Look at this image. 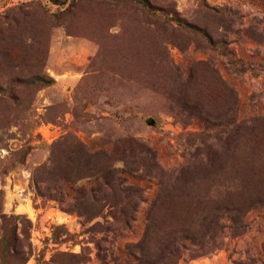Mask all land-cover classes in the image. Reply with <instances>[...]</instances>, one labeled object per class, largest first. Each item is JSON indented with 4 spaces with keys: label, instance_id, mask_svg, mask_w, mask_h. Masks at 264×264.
<instances>
[{
    "label": "rangeland",
    "instance_id": "obj_1",
    "mask_svg": "<svg viewBox=\"0 0 264 264\" xmlns=\"http://www.w3.org/2000/svg\"><path fill=\"white\" fill-rule=\"evenodd\" d=\"M262 75L212 0H7L0 264H264Z\"/></svg>",
    "mask_w": 264,
    "mask_h": 264
},
{
    "label": "built area",
    "instance_id": "obj_2",
    "mask_svg": "<svg viewBox=\"0 0 264 264\" xmlns=\"http://www.w3.org/2000/svg\"><path fill=\"white\" fill-rule=\"evenodd\" d=\"M7 0H0V6L3 5ZM19 2H27L30 0H17ZM214 4L218 5H228L235 9H237L245 24L253 21L258 16H264V8L262 4H260L256 0H212ZM232 49L234 50V55L236 58L241 59L244 56L243 48L245 47V41L243 39H238L233 41L231 44ZM256 89L263 94L264 97V75L261 76L260 80L256 82ZM41 134H43V128L40 129ZM27 204V203H26Z\"/></svg>",
    "mask_w": 264,
    "mask_h": 264
},
{
    "label": "trees",
    "instance_id": "obj_3",
    "mask_svg": "<svg viewBox=\"0 0 264 264\" xmlns=\"http://www.w3.org/2000/svg\"><path fill=\"white\" fill-rule=\"evenodd\" d=\"M175 252H177V253H174L173 250H171V257H174V256L176 257V261L174 262V264H180L179 258L181 257V255L184 251H183V249H181V251H179V253H178V249H176Z\"/></svg>",
    "mask_w": 264,
    "mask_h": 264
},
{
    "label": "bare ground",
    "instance_id": "obj_4",
    "mask_svg": "<svg viewBox=\"0 0 264 264\" xmlns=\"http://www.w3.org/2000/svg\"><path fill=\"white\" fill-rule=\"evenodd\" d=\"M19 209L21 210V211H26V212H29V213H32L33 212V208H32V206L30 205V204H26V205H19Z\"/></svg>",
    "mask_w": 264,
    "mask_h": 264
}]
</instances>
